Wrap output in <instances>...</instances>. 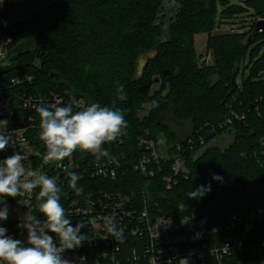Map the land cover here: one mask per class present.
Listing matches in <instances>:
<instances>
[{
	"label": "trees",
	"instance_id": "trees-1",
	"mask_svg": "<svg viewBox=\"0 0 264 264\" xmlns=\"http://www.w3.org/2000/svg\"><path fill=\"white\" fill-rule=\"evenodd\" d=\"M218 2L224 9L222 20L247 10L264 19V0H244L246 9H226L228 0H8L0 14L10 22V53L22 47L13 68L1 70L3 83L10 86L15 78H35L31 85L8 89L31 95L56 93L66 104L75 98L83 99L86 106L99 103L121 110L127 128L116 141L103 145L109 157L96 160L79 150L72 156L85 168L114 158L125 169L120 170L114 187L124 193L140 192L150 212L161 211L174 219L208 215L210 228L217 229L207 240L209 246L227 237L229 217L235 216L241 227L264 207V32L248 42L255 23L247 33L213 35ZM45 3L46 7L30 14ZM198 34H208L207 48L214 55V68L198 67L194 42ZM150 52L153 56L139 73L141 55ZM246 61L249 73L238 85L237 77ZM213 75L219 81L212 85ZM156 76L162 84L152 91ZM17 114L40 124L35 110H18ZM170 114L179 123H191L187 139H181L166 124ZM39 133L34 129L29 136L38 158L43 159L46 148ZM161 134L173 146L172 152L186 160L189 170L188 178L180 177L171 189L162 173L146 177L131 168L135 157L144 152L138 147L139 139ZM229 137L232 141L226 148L214 145ZM5 158V150L0 151V161ZM214 175L222 180H214ZM55 176L64 209L68 199L111 184L83 178L78 181L83 191L76 195L68 186L69 178ZM209 184L211 191L203 197L188 198L189 192ZM0 198L9 203L19 200ZM35 204L34 216L43 221L39 202ZM255 239L264 240V219L256 221ZM236 259L244 264H264V257L251 255L227 258L225 263Z\"/></svg>",
	"mask_w": 264,
	"mask_h": 264
},
{
	"label": "built area",
	"instance_id": "built-area-1",
	"mask_svg": "<svg viewBox=\"0 0 264 264\" xmlns=\"http://www.w3.org/2000/svg\"><path fill=\"white\" fill-rule=\"evenodd\" d=\"M7 3L8 0H0V14L4 12ZM9 25L10 22L0 16V121H7L6 126L0 123V134L10 138L5 149L6 156L14 153L25 154L27 158L23 163L26 170L49 177L61 174L69 178L68 173L75 172L80 175L81 180L99 178L111 183L106 189L97 188L83 196L68 199L65 213L73 226L77 223L84 224L81 234L85 239L80 246L65 250L62 253L64 259L70 261V264H179L181 258H186L188 264H226L227 258L238 255L264 257V240L255 239L256 221L264 219V207L253 213V221L241 227L236 224L235 216L229 217L226 225L227 237L221 243L216 242L209 246L207 240L217 234V229L210 228L208 215L193 214L174 219L161 211L150 212L140 192L124 193L114 187L120 170H125L118 161L107 159L85 168L73 156L49 163L38 158L29 131H40V127L31 118L27 121L24 117H19L18 110H35L34 105L40 104L51 109L66 103L63 96L56 93L31 95L8 89L33 84L35 78L30 75L13 79L10 86L3 83L1 70L13 43L8 32ZM79 101L80 108L86 106L83 99ZM230 122L228 120L227 123ZM262 143L264 146V141ZM138 147L144 152L135 157L132 170L146 177L162 173L168 189L175 186L180 177L188 178L186 160L172 152L173 146L167 141L159 137L140 138ZM38 192L39 188L30 197L27 193L18 196L16 203L0 198L13 214L11 219L7 218L5 221L13 223L14 238L26 230L25 218L34 215ZM26 199L31 200L30 206H25ZM106 216H114L117 227L123 228L122 240H115L105 231L103 218ZM48 234L53 236L54 242L59 246L55 234ZM22 244L29 246L24 242ZM190 246L194 249L188 248ZM231 264L244 263L236 259Z\"/></svg>",
	"mask_w": 264,
	"mask_h": 264
},
{
	"label": "clouds",
	"instance_id": "clouds-1",
	"mask_svg": "<svg viewBox=\"0 0 264 264\" xmlns=\"http://www.w3.org/2000/svg\"><path fill=\"white\" fill-rule=\"evenodd\" d=\"M157 102L153 101V106ZM74 106L77 110H74ZM39 114L40 133L39 139L44 143L46 152L43 156L45 163L63 161L79 150L91 154L100 160L109 157L103 148L105 143L116 141L127 128V122L121 110L102 107L99 103H91L80 108V101L73 98L64 106L49 108L43 104L34 105ZM7 125V121H0ZM10 138L0 134V151L6 149ZM25 154L14 153L0 161V197L30 195L39 188L36 200L39 202V213L43 214V221L34 215L25 218L24 228L27 229V244L24 246L19 239L8 235L5 227H0V264H70L62 257L65 250L80 246L85 236L81 234L84 224L72 225L65 209L60 203L62 189L58 185V177H49L26 170L23 161ZM113 159L114 158H110ZM68 186L76 195L83 191L78 186L80 175L75 172L68 173ZM214 180H222L219 175L213 176ZM211 191L210 184L201 185L189 192L188 198H201ZM25 206H30L31 200L24 201ZM8 218V208L5 205L0 209V221ZM103 227L109 236L115 240L123 239V228H118L114 216L103 218ZM55 234L59 246L54 242ZM179 264H188L186 258H181Z\"/></svg>",
	"mask_w": 264,
	"mask_h": 264
},
{
	"label": "rangeland",
	"instance_id": "rangeland-1",
	"mask_svg": "<svg viewBox=\"0 0 264 264\" xmlns=\"http://www.w3.org/2000/svg\"><path fill=\"white\" fill-rule=\"evenodd\" d=\"M228 1H229V4L227 5V7H224L226 9L231 6H238L242 9H246L244 5V0H228ZM46 5H48V3L41 5L36 10H33V12H31L30 14L32 15L37 10L43 9L44 7H46ZM223 10L224 9H223L222 4L218 2V4L216 5L217 23L215 25V30H213L212 32L213 35L214 34L227 35L229 33H247L248 31H250L252 26H254L255 23H257L260 20V16H258L252 10H247L246 12L240 15H234L231 19L223 18L222 20L221 15H222ZM169 23L170 22L167 21L166 25H164L165 33H167ZM207 40H208V34H198L194 37L195 50H196L197 59H198V67L200 69H207V68H212V67L214 68V65H215L214 55L212 51L208 50L207 48ZM152 56H153L152 52L141 55L139 62H138L139 73H141V70L144 67L146 61ZM247 62L248 61H246L245 66L242 65L241 71L237 77L238 85L241 84L244 74L248 75L249 73L248 69H246L245 71V68L247 67L246 65ZM210 80H211V84L213 85L219 81V77L217 75H213ZM161 84H162L161 79L158 76H156L152 82V91L159 89L161 87ZM147 109L148 107L146 106L144 108L145 111H142V113H140L141 117L145 115V112H147ZM165 122L170 127V129L174 131L181 139H184V140L187 139L192 133V125L190 122L179 123L176 121L174 116L171 114L167 116V118L165 119ZM159 138L164 141L167 140L164 134H161ZM231 141H232L231 137L226 138V139L222 138V139L217 140L214 145L218 148L224 149L229 145V143H231ZM10 214L8 212V216H10ZM0 227H5L7 229L6 234L13 238L14 236L13 223L8 222V221H0ZM17 239H19L20 241L27 239V229L24 232L18 234Z\"/></svg>",
	"mask_w": 264,
	"mask_h": 264
},
{
	"label": "water",
	"instance_id": "water-1",
	"mask_svg": "<svg viewBox=\"0 0 264 264\" xmlns=\"http://www.w3.org/2000/svg\"><path fill=\"white\" fill-rule=\"evenodd\" d=\"M264 32V19H260L257 23L256 26L253 30V32L248 36L247 41H252V39L254 38L255 35ZM22 51V47L16 48L13 52H11L7 58V60L5 61L3 67L6 70H9L11 68H13V65L16 61V58L18 56V54ZM39 69V68H38ZM40 71V69H39Z\"/></svg>",
	"mask_w": 264,
	"mask_h": 264
},
{
	"label": "crops",
	"instance_id": "crops-1",
	"mask_svg": "<svg viewBox=\"0 0 264 264\" xmlns=\"http://www.w3.org/2000/svg\"><path fill=\"white\" fill-rule=\"evenodd\" d=\"M5 203L3 202V201H1L0 200V209H3L4 207H5ZM7 206V205H6ZM7 208H8V212H9V214L11 213L10 212V209H9V207L7 206ZM13 217V214L11 213L10 214V216H8V219H11ZM22 242H24V243H27V239H25V240H22Z\"/></svg>",
	"mask_w": 264,
	"mask_h": 264
}]
</instances>
